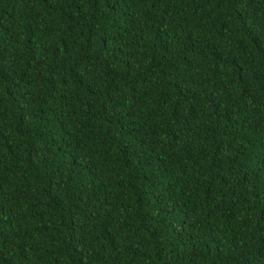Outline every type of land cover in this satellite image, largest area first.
Instances as JSON below:
<instances>
[{
    "label": "trees",
    "instance_id": "trees-1",
    "mask_svg": "<svg viewBox=\"0 0 264 264\" xmlns=\"http://www.w3.org/2000/svg\"><path fill=\"white\" fill-rule=\"evenodd\" d=\"M0 264H264V0H0Z\"/></svg>",
    "mask_w": 264,
    "mask_h": 264
}]
</instances>
